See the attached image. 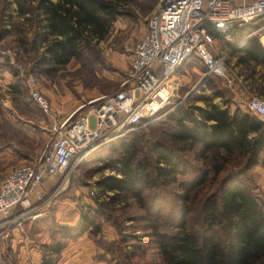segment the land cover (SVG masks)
<instances>
[{"label": "trees", "instance_id": "1", "mask_svg": "<svg viewBox=\"0 0 264 264\" xmlns=\"http://www.w3.org/2000/svg\"><path fill=\"white\" fill-rule=\"evenodd\" d=\"M15 1L16 15L23 19L18 30L33 29L23 47L34 52L39 73L53 75L72 60L93 71L101 61L97 42L142 0ZM251 30L235 25L211 32L236 39L228 45L240 54L239 62L264 64V45L258 36L248 35ZM259 88L264 96V82ZM213 93L223 98L220 91ZM197 100L204 104L181 106L159 118L158 123H171L151 144L134 132L102 148L119 149L110 160L114 173L96 182L99 206L82 213L75 227L58 226L62 239L98 232L96 221L111 218L106 210L127 213L135 208L141 214L133 220L141 215L138 221H144L140 245L151 241L155 249L150 264H264V202L255 193L252 173L255 165L264 164V122L247 108L229 110L227 99H222L225 107L208 97ZM144 246L132 243L133 256ZM45 248L42 263L54 264L64 242Z\"/></svg>", "mask_w": 264, "mask_h": 264}, {"label": "rangeland", "instance_id": "2", "mask_svg": "<svg viewBox=\"0 0 264 264\" xmlns=\"http://www.w3.org/2000/svg\"><path fill=\"white\" fill-rule=\"evenodd\" d=\"M160 3L161 0H142L131 6L130 15L113 22L106 38L97 42L101 61L93 71H85L72 60L55 74L45 75L35 67L34 52L22 45L31 38L33 29L24 26L21 33L18 26L23 19L16 15V1L0 0V183L11 169L39 159L54 126L76 105L122 89L130 74L134 45L146 31L147 20L159 9ZM213 37L211 51L224 56L230 82L225 77L207 74L203 60L190 54L170 77L173 92L167 107L169 111L164 116L188 104L203 105L202 100H197L200 96L211 98L223 107L222 99H227L229 107L233 108L237 103L233 100L231 88H243L244 83H249L247 98L240 102L244 107L250 97L264 99L259 88L264 82V64L239 62L240 54L231 51L228 45L236 41L234 37ZM259 41L264 45V38ZM30 78L36 80L37 87L50 104V111H43L29 96ZM12 84L19 86L18 91L11 87ZM214 91H220L223 98L215 96ZM158 122L151 124L150 128L138 127L126 135L135 132V136L150 143L151 138H159L160 130L171 123L169 119ZM112 141L89 153L61 181H45L41 189L42 199L37 204V217L14 220L0 215V264H43L47 253L45 247L55 242H64V248L54 264H150L155 249L151 241L146 247L140 245V239L145 235L142 230L144 221H138L141 215L133 220L134 215L141 214L135 208L127 213L106 210L111 218L98 219L100 230L95 233L85 232L72 239H62L58 233V226L75 227L82 213L99 206L101 197L96 182L104 175L114 173L110 160L119 152L118 147L102 151ZM77 218L79 222L75 223ZM67 219L72 225L66 223ZM132 243L146 249L139 248L140 252L133 256Z\"/></svg>", "mask_w": 264, "mask_h": 264}, {"label": "built area", "instance_id": "3", "mask_svg": "<svg viewBox=\"0 0 264 264\" xmlns=\"http://www.w3.org/2000/svg\"><path fill=\"white\" fill-rule=\"evenodd\" d=\"M235 25H249L248 35L264 38V0H161L134 45L130 74L122 89L76 105L54 126L36 162L21 164L4 176L0 215L14 220L37 217L43 181H61L100 146L156 123L169 111L170 77L190 54L204 60L207 74L230 82L224 56L211 51L214 37L210 28L226 31ZM28 86L29 96L43 111H50L34 78L28 79ZM246 108L264 122V99L250 97Z\"/></svg>", "mask_w": 264, "mask_h": 264}, {"label": "crops", "instance_id": "4", "mask_svg": "<svg viewBox=\"0 0 264 264\" xmlns=\"http://www.w3.org/2000/svg\"><path fill=\"white\" fill-rule=\"evenodd\" d=\"M247 82V81H246ZM255 81L253 80V82H252V84L254 83ZM251 84V83H250ZM247 85H249V83L247 84H242L241 86L243 87V88H240V87H233V88H231L232 90V92H233V95H234V97H233V100H234V102H236L237 104H235L234 102V104H233V108L235 109L236 107L235 106H237V107H239L240 109L242 108V107H244V105H242L240 102H243V98L245 97V98H247V96H246V93H247V88H246V86ZM244 89V90H243ZM262 97H264L263 96V94H260ZM239 102V103H238ZM230 109H232L233 110V108L232 107H229ZM245 109H242L243 111H245L246 110V107H244ZM231 110V111H232ZM252 173H253V176H254V179H255V182H256V185H257V188H256V190H255V193L257 194V196L259 197V198H261L262 200H263V202H264V164H257V165H255L254 167H253V169H252ZM45 185V181H43L41 184H40V187H41V189H42V187ZM79 221H78V218H77V220L75 221V223H78ZM66 223H69V224H71L72 225V221H70L69 219H67V221H66ZM74 223V224H75Z\"/></svg>", "mask_w": 264, "mask_h": 264}]
</instances>
